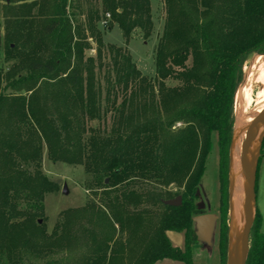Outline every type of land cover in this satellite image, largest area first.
I'll return each instance as SVG.
<instances>
[{
  "label": "trees",
  "instance_id": "obj_1",
  "mask_svg": "<svg viewBox=\"0 0 264 264\" xmlns=\"http://www.w3.org/2000/svg\"><path fill=\"white\" fill-rule=\"evenodd\" d=\"M151 1L99 0L101 13L80 0H8L2 8L0 264H36L30 256L66 247L75 227L68 216L79 212L88 227L76 235L72 264H193V219L205 215L198 188L214 139L222 171L217 246L227 264L235 94L247 58L264 54V0H163L153 80L125 47L105 45L97 28L108 14L125 44L134 30L148 39ZM92 45L96 55L86 57ZM44 150L54 164L83 167L100 203L65 211L54 238L39 224L45 197L58 191L42 172ZM178 196V207L164 204ZM257 215L246 264H264ZM167 232L183 234L182 248Z\"/></svg>",
  "mask_w": 264,
  "mask_h": 264
},
{
  "label": "rangeland",
  "instance_id": "obj_2",
  "mask_svg": "<svg viewBox=\"0 0 264 264\" xmlns=\"http://www.w3.org/2000/svg\"><path fill=\"white\" fill-rule=\"evenodd\" d=\"M83 8L87 9L90 5L98 7L99 12L101 13V3L99 0H80ZM89 3L88 7L84 4ZM6 3L4 0H0V24L2 8ZM102 15V14H101ZM152 18V30L151 36L148 39L143 38V33L139 30H134L132 36L128 42L125 44L123 34L121 33L118 26L110 19H106L105 16L98 22L97 28L102 35L103 43L105 45L110 44L118 48H124L128 50L133 63L137 66L138 71L145 77L153 80L155 78V65H154V56L156 51L157 42L162 35V29L165 21V10L163 0H152L151 1V12ZM104 20H106V25H103ZM96 52L94 50V45L90 51L86 52V57H95ZM263 55H251L247 58L246 64L243 69V77L245 72L252 67V65H259L260 70L257 73V80L255 81L251 95L253 99L258 96V92L264 89V64H262ZM258 58V60H257ZM105 58V62H106ZM244 81V79H243ZM243 81L241 83H243ZM263 81V82H262ZM167 86L175 87L177 82L167 81ZM263 84V85H262ZM235 110V103H234ZM234 113V123H233V133L230 141V148L228 154V168H227V183L225 186L226 196H227V229L230 224V214H231V202L236 196V192L233 189L234 179L233 175V166L234 162L232 160V149L233 141L236 133V120L237 116L235 111ZM94 124V123H93ZM263 154L259 158V166L257 170V182L255 186V195H256V212L258 213L257 219L263 218L264 220V150ZM205 170L201 177V183L198 188V197H199V208L205 213L204 216L209 215L215 218L214 225V234L212 240L208 245L203 248L199 246V242L196 245L195 250L193 251L192 263L193 264H220L219 263V251L217 246L218 241V224L220 217V202H221V180L219 163V154L218 148L216 146L215 139L213 140V149L210 152L209 156L205 161ZM42 172L46 177L51 181L52 184H55L58 188V191L53 194H48L45 197L44 203V215L43 219L39 220V224L43 225V231L48 236L59 237L61 235L60 226L64 223V212L68 211H78L87 206H90L91 201H94L96 205H99L97 198L92 196V193L86 189V180L87 176L84 173L83 167L77 166H68L63 163H52L48 159L47 152L44 150V155L42 159ZM241 182L238 185L240 187ZM64 187L67 190L66 194H63L62 191ZM173 191V189H172ZM234 191V192H233ZM78 215L69 214V219L74 217V228L79 227L74 231V228L71 230L72 238L69 239L70 243L66 247L63 246L62 249L55 250L52 252H47L46 254H39L37 256H30L29 260L36 264H41L42 262L47 261V259L61 260L62 264H72L77 261L79 258L77 246L76 235L81 229V227H88L87 218L82 216V213L79 212ZM260 216V217H259ZM262 217V218H261ZM262 220V221H263ZM183 236V234H182ZM228 238H229V229H228ZM127 238L123 235V243ZM205 246V244H204ZM182 248V247H181ZM123 264H127L124 262ZM159 264H162L159 263ZM177 264V263H174ZM179 264V263H178ZM181 264V263H180Z\"/></svg>",
  "mask_w": 264,
  "mask_h": 264
},
{
  "label": "bare ground",
  "instance_id": "obj_3",
  "mask_svg": "<svg viewBox=\"0 0 264 264\" xmlns=\"http://www.w3.org/2000/svg\"><path fill=\"white\" fill-rule=\"evenodd\" d=\"M258 60V58H257ZM262 64H264V55L262 56ZM260 66L252 65L250 69L245 72L244 81L237 90L235 96V113L236 133L233 141L232 160H233V189L236 192L234 200L231 204L232 224L236 223L239 229L242 227L243 219V192L249 181L248 172L253 154V136L254 126L258 114L264 109V89L258 92V96L253 99L251 95L253 85L257 80V73ZM263 82V81H262ZM263 85V84H262ZM240 187L238 188L239 183ZM234 192V191H233Z\"/></svg>",
  "mask_w": 264,
  "mask_h": 264
},
{
  "label": "water",
  "instance_id": "obj_4",
  "mask_svg": "<svg viewBox=\"0 0 264 264\" xmlns=\"http://www.w3.org/2000/svg\"><path fill=\"white\" fill-rule=\"evenodd\" d=\"M8 0H5L7 3ZM264 55V54H262ZM264 139V109L260 111L258 114V118L256 119L254 126V136H253V154L252 160L249 167L248 172V183L243 192V219H242V227L239 229L236 223L232 224V212L230 214V224H229V238H228V251H227V264H246V258L249 251V238L250 232L252 230V225L254 223L256 217V195H255V186L257 182V170L259 165V158L261 155L262 142ZM107 181H105L106 183ZM63 194L67 193L66 188L64 187ZM181 197L178 196L177 199L164 201V204L170 207H178L181 203ZM232 207V204H231ZM215 218L211 215L206 216H198L193 219V223H203L205 222L207 225V231L205 229V233H207V237L210 236L211 227ZM198 236V235H197Z\"/></svg>",
  "mask_w": 264,
  "mask_h": 264
},
{
  "label": "crops",
  "instance_id": "obj_5",
  "mask_svg": "<svg viewBox=\"0 0 264 264\" xmlns=\"http://www.w3.org/2000/svg\"><path fill=\"white\" fill-rule=\"evenodd\" d=\"M214 225H215V221L213 222L212 227L210 228L211 229L210 236L207 237V233H205V229L207 231L206 223L205 222H203L201 224L200 223L199 224L194 223V230H196V233L198 235L199 246H202L203 248H205L208 245V243L212 240V236L214 234V230H213ZM166 235H167V238L169 239V241L173 247H176V248L180 247L181 248L183 246L184 237L182 236V233L178 234V233H174V232H167ZM204 244H205V246H204ZM195 248H196V246H195ZM159 263H161V262H158L156 264H159ZM174 263H176V262H173V261H170L167 259L162 261V264H174Z\"/></svg>",
  "mask_w": 264,
  "mask_h": 264
},
{
  "label": "built area",
  "instance_id": "obj_6",
  "mask_svg": "<svg viewBox=\"0 0 264 264\" xmlns=\"http://www.w3.org/2000/svg\"><path fill=\"white\" fill-rule=\"evenodd\" d=\"M105 17H106V19H110V17H109V15H108V14H106V15H105ZM106 23H107V22H106V20H104V22H103V25H102V26H105V25H106Z\"/></svg>",
  "mask_w": 264,
  "mask_h": 264
}]
</instances>
